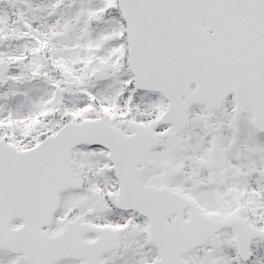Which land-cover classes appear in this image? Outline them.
Returning a JSON list of instances; mask_svg holds the SVG:
<instances>
[{
  "label": "snow or ice",
  "instance_id": "6c2138e0",
  "mask_svg": "<svg viewBox=\"0 0 264 264\" xmlns=\"http://www.w3.org/2000/svg\"><path fill=\"white\" fill-rule=\"evenodd\" d=\"M0 264H264V0H0Z\"/></svg>",
  "mask_w": 264,
  "mask_h": 264
}]
</instances>
